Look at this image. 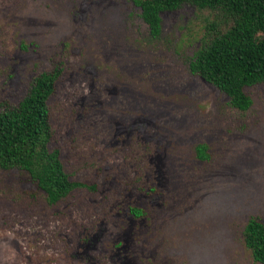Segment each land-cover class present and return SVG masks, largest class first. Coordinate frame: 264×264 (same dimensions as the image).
<instances>
[{
	"label": "rangeland",
	"instance_id": "1",
	"mask_svg": "<svg viewBox=\"0 0 264 264\" xmlns=\"http://www.w3.org/2000/svg\"><path fill=\"white\" fill-rule=\"evenodd\" d=\"M162 18L154 39L133 0H0V105L59 69L54 145L96 187L51 205L0 168V264H259L243 232L264 221V82L232 108L189 69L210 12Z\"/></svg>",
	"mask_w": 264,
	"mask_h": 264
},
{
	"label": "trees",
	"instance_id": "2",
	"mask_svg": "<svg viewBox=\"0 0 264 264\" xmlns=\"http://www.w3.org/2000/svg\"><path fill=\"white\" fill-rule=\"evenodd\" d=\"M150 35L163 33L164 12L189 6L208 11L201 46L190 61V72L216 87L241 112L251 109L247 88L264 82V0H133ZM59 69L36 76L29 93L16 105H0V168L17 170L46 201L56 205L78 189H92L68 174L54 145L50 101L57 92ZM208 146L196 147V157L210 158ZM135 217L142 210L132 209ZM246 248L254 262L264 264V221L251 217L244 229Z\"/></svg>",
	"mask_w": 264,
	"mask_h": 264
}]
</instances>
